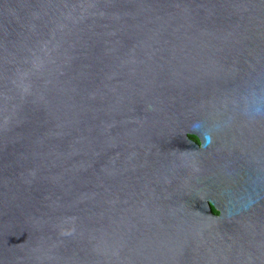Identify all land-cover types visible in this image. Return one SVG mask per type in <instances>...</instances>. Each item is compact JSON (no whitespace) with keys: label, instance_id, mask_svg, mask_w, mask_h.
<instances>
[{"label":"water","instance_id":"water-1","mask_svg":"<svg viewBox=\"0 0 264 264\" xmlns=\"http://www.w3.org/2000/svg\"><path fill=\"white\" fill-rule=\"evenodd\" d=\"M0 264H264V0H0Z\"/></svg>","mask_w":264,"mask_h":264},{"label":"trees","instance_id":"trees-1","mask_svg":"<svg viewBox=\"0 0 264 264\" xmlns=\"http://www.w3.org/2000/svg\"><path fill=\"white\" fill-rule=\"evenodd\" d=\"M191 138L195 139L196 140V137L195 136H191ZM214 212H216V210L213 209Z\"/></svg>","mask_w":264,"mask_h":264}]
</instances>
